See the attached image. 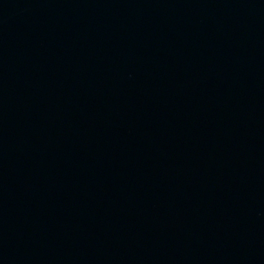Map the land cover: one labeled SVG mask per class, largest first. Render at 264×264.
I'll use <instances>...</instances> for the list:
<instances>
[{
    "label": "water",
    "instance_id": "1",
    "mask_svg": "<svg viewBox=\"0 0 264 264\" xmlns=\"http://www.w3.org/2000/svg\"><path fill=\"white\" fill-rule=\"evenodd\" d=\"M0 264H264V0H0Z\"/></svg>",
    "mask_w": 264,
    "mask_h": 264
}]
</instances>
